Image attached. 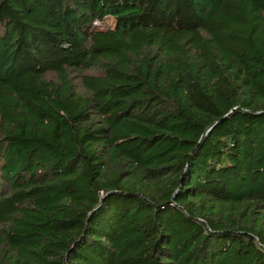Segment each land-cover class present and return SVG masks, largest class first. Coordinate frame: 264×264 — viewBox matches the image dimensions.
I'll list each match as a JSON object with an SVG mask.
<instances>
[{
  "label": "trees",
  "instance_id": "trees-1",
  "mask_svg": "<svg viewBox=\"0 0 264 264\" xmlns=\"http://www.w3.org/2000/svg\"><path fill=\"white\" fill-rule=\"evenodd\" d=\"M0 264H264V0H0Z\"/></svg>",
  "mask_w": 264,
  "mask_h": 264
}]
</instances>
